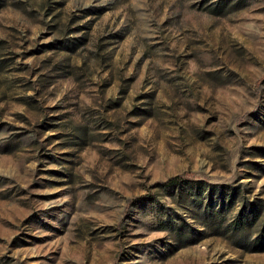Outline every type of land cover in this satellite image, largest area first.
I'll use <instances>...</instances> for the list:
<instances>
[{"label": "rangeland", "instance_id": "obj_1", "mask_svg": "<svg viewBox=\"0 0 264 264\" xmlns=\"http://www.w3.org/2000/svg\"><path fill=\"white\" fill-rule=\"evenodd\" d=\"M0 264H264V0H0Z\"/></svg>", "mask_w": 264, "mask_h": 264}, {"label": "trees", "instance_id": "obj_2", "mask_svg": "<svg viewBox=\"0 0 264 264\" xmlns=\"http://www.w3.org/2000/svg\"><path fill=\"white\" fill-rule=\"evenodd\" d=\"M182 182V177L180 175H175L167 179L166 181L163 182V185L165 186H173L176 184H179Z\"/></svg>", "mask_w": 264, "mask_h": 264}]
</instances>
